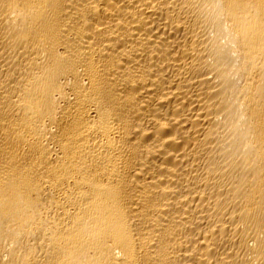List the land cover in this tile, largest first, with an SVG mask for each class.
I'll return each mask as SVG.
<instances>
[{
    "label": "bare ground",
    "instance_id": "bare-ground-1",
    "mask_svg": "<svg viewBox=\"0 0 264 264\" xmlns=\"http://www.w3.org/2000/svg\"><path fill=\"white\" fill-rule=\"evenodd\" d=\"M0 264H264V0H0Z\"/></svg>",
    "mask_w": 264,
    "mask_h": 264
}]
</instances>
